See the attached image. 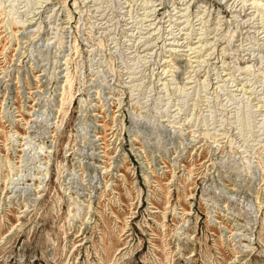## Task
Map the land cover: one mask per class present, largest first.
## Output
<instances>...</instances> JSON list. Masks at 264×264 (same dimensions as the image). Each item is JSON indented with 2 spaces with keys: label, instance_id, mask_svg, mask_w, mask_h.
Returning a JSON list of instances; mask_svg holds the SVG:
<instances>
[{
  "label": "rangeland",
  "instance_id": "1",
  "mask_svg": "<svg viewBox=\"0 0 264 264\" xmlns=\"http://www.w3.org/2000/svg\"><path fill=\"white\" fill-rule=\"evenodd\" d=\"M0 264H264V0H0Z\"/></svg>",
  "mask_w": 264,
  "mask_h": 264
}]
</instances>
